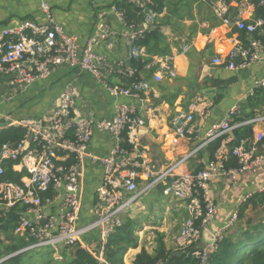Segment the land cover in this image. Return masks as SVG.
I'll return each mask as SVG.
<instances>
[{"label":"built area","instance_id":"built-area-1","mask_svg":"<svg viewBox=\"0 0 264 264\" xmlns=\"http://www.w3.org/2000/svg\"><path fill=\"white\" fill-rule=\"evenodd\" d=\"M200 1L222 25L250 35L259 33V38H252L249 46L238 42L226 58L216 57L213 64L237 72L259 61L264 53V20L255 18V13L264 6V0ZM127 3L136 7L140 21L128 22L126 10L116 4L100 8L96 12L95 32L84 48H80L76 37L66 34L51 6L42 3L41 9L46 16L44 24L25 21L0 32V76H11L15 85L26 88L50 78L58 69H68L92 75L113 97L134 100L141 95L147 96L153 91L152 87L144 80L133 79L137 70L126 69L124 64L122 67L109 64L98 53V48L116 35L109 22L114 16L130 30L123 35L129 40L130 59L139 61L149 57L146 47L137 42L148 30L144 26L155 28L158 25L157 18L165 12V7L158 12L155 0H127ZM182 49L187 52L189 46L184 44ZM155 64L158 67L154 76L156 82L176 78L173 55L156 58ZM116 73L130 78L129 87L109 84L108 77ZM1 83L0 106L13 100L12 95L1 92ZM257 89H264V75L255 82L254 91ZM78 98L79 90L69 84L47 115L11 120L0 112L3 122L11 121V126L24 130L20 142L5 143L0 150V177L8 161L14 163L15 172L23 174L19 183L0 181V218L20 208L14 234L29 243L23 252L48 248L54 250L55 256H60L65 249L80 248L91 254L98 252L99 264H106L103 252L110 236L122 226L125 216L133 212V205L162 184L165 187L163 195L169 202L181 203L187 212L175 239L178 249L194 248L191 254L200 264H209L210 255L238 219V212H235L228 226L211 232L212 243L202 244L203 231L209 229L217 214L212 183L219 180L234 187L242 176L264 170V152H259L260 148L264 149V130L257 132L251 143L249 139H241L237 147L231 151L229 148L233 141L231 133L242 126L264 124V116L237 122L240 111L232 107L223 121L209 128L204 140L203 147H206L223 138L215 159L205 168L177 174L198 150L163 170L153 168L142 151L140 129L159 122L157 109H147L144 118L135 106L118 104L113 118L97 119L77 110ZM213 105L209 97L198 94L190 112L179 111L172 118L175 136L192 140L196 116L207 120L212 115ZM96 134H106L114 142L104 156L90 151L91 140ZM230 155L237 158V167L226 166ZM87 166L102 168L103 177L96 190L98 199L92 205L93 218L82 223L83 178ZM140 180L147 182L142 189L138 185Z\"/></svg>","mask_w":264,"mask_h":264},{"label":"crops","instance_id":"crops-1","mask_svg":"<svg viewBox=\"0 0 264 264\" xmlns=\"http://www.w3.org/2000/svg\"><path fill=\"white\" fill-rule=\"evenodd\" d=\"M124 2L127 0H0V32L4 28L18 26L25 21L44 24L46 16L41 6L42 3H48L56 21L64 28L66 34L76 37L80 48H84L87 40L95 32L97 10ZM201 3L200 0H167L165 2V12L157 18L158 25L155 28H159L164 36V48L168 49V55L174 56L177 76L175 79L156 82L154 78L158 70L155 64L156 58L163 56L149 55L142 59V61L150 60V62L133 79L144 80L151 85L153 91L147 96L141 95L139 99L134 100L124 96L113 97L92 75L75 70L58 69L50 78L38 81L26 88L15 85L11 81V76L2 75L0 76L1 92L12 95L13 100L0 106V112L8 115L11 120L47 115L55 108L56 101L64 87L73 84L79 90L76 108L82 115L93 116L97 119H111L118 104L135 106L137 112L144 118L147 109L158 110L159 122L140 130L142 151L156 170H163L195 150L198 151L177 171V174L194 172L207 167L209 157L206 153L207 146L203 147V144L207 131L214 123L223 121L226 113L234 106L240 111L236 117L239 122L264 116V89L254 91L255 82L264 75V53L261 54L259 61L242 71L234 72L223 66L214 65L213 60L216 57L226 58L238 42L244 47L249 46L252 38H259V33L250 35L222 25L214 17L210 8L201 6ZM255 18H258L257 11ZM109 22L116 35L102 44L98 48V53L109 64L115 63L116 67H122L124 64L126 69H132L134 60L129 57V40L123 36L130 30L119 23L114 16L109 18ZM144 28L146 30L155 29L152 26H144ZM184 44L189 46L187 52L182 49ZM238 62L241 60L239 59ZM108 78L111 85L129 87L130 78L128 77L116 73ZM209 87L217 89L216 97L221 96L217 104L215 103L216 97L212 100L214 105L211 117L203 120L196 116L195 137L192 140L177 138L171 126L172 118L179 111L190 112L196 96L204 88ZM215 108H217L216 112ZM3 123L5 122L0 117V128H3ZM240 128H246L249 136L251 129L254 136L257 132L264 130V124L259 123ZM248 139L252 141L251 136ZM113 145L114 142L108 135L96 134L91 140L90 151L98 156H104L109 153ZM259 152H264V149L260 148ZM102 177V168L86 167L82 191V223L93 218L92 205L98 199L96 190L102 182ZM146 184V181H138L139 189ZM263 184L264 170L242 176L234 187L219 180L212 183L217 214L208 230L216 232L228 226L235 212H238V219L226 235L234 233L239 224L245 226L248 218H255L256 211L248 209L243 219L239 217V211L249 197L262 192ZM164 188V185L160 184L144 194L133 205V212L129 217L134 219L140 212L149 215L150 209L143 202V198L152 191L163 195ZM164 202L163 211L159 213L163 218V223L157 227L158 232L164 234L167 250L177 252L178 248L172 229L176 227V218L180 219L182 225L187 218V212L179 202L181 206L179 208H173L168 199ZM156 216L159 217L158 214ZM153 224L157 223L153 222ZM147 228L144 226L137 233L139 247L127 252L124 257L125 264H134L135 258L143 248L149 253L154 251L156 243H153L151 248L143 244V234L148 230ZM178 228L181 229V226H177ZM14 235L12 238L15 237L16 241L18 239V242H27L25 238ZM12 238L0 231V251L19 246L18 243L13 242ZM23 250L25 248H20L10 256L22 254ZM71 250L68 249V251Z\"/></svg>","mask_w":264,"mask_h":264},{"label":"trees","instance_id":"trees-1","mask_svg":"<svg viewBox=\"0 0 264 264\" xmlns=\"http://www.w3.org/2000/svg\"><path fill=\"white\" fill-rule=\"evenodd\" d=\"M167 0H155L156 10L161 12ZM119 8L125 9L127 12V21L137 20V9L135 6L124 2L116 4ZM264 8L257 9V19L264 20ZM139 45L145 46L148 55H168V49L164 48V36L159 28L147 30L143 38L138 42ZM150 60L134 61L132 69L137 70L136 77L142 71ZM221 100V96H217L215 103ZM251 102V100H250ZM239 122L238 119H236ZM24 136V130L13 126L0 128V150L3 144L12 142L18 143ZM249 134L247 129L238 128L234 131L233 141L229 144L230 151L240 144L241 139H248ZM223 138L208 144L206 153L209 161L215 159V153L220 147ZM250 142V140H249ZM14 163L11 161L4 163V175L0 177V181H10L19 183L22 173L13 170ZM227 167H237V158L230 155L229 161L226 163ZM202 169V168H200ZM251 209L257 212L255 218H248L244 225H237L236 231L232 234L226 235L223 241L219 244L218 249L210 255L209 264H264V192H257L249 197L244 204H242L239 217L244 218L245 212ZM261 209V211H259ZM20 208H14L0 218V231L12 238L14 230L18 223V211ZM24 210V209H21ZM262 212V214H261ZM143 228L142 222L126 217L121 227L117 228L110 236L107 245L103 252V258L106 264H125L124 257L130 249L139 247L138 232ZM15 236V235H14ZM13 242L19 244L12 248L0 251V261L18 251V249L28 247L27 242H18L15 237ZM155 249L149 253L145 248L135 258L134 264H200V260L191 253L194 248H189L186 251L178 250L177 252L169 251L166 248L164 241V234L160 232L155 233ZM48 255V262L46 264H99L97 256L98 252L91 254L80 248H75L72 254H68V249L60 252L63 261L54 258L55 252L50 249ZM27 252L13 256L5 260L1 264H27L25 263ZM29 260V259H28Z\"/></svg>","mask_w":264,"mask_h":264},{"label":"rangeland","instance_id":"rangeland-1","mask_svg":"<svg viewBox=\"0 0 264 264\" xmlns=\"http://www.w3.org/2000/svg\"><path fill=\"white\" fill-rule=\"evenodd\" d=\"M188 4V2H185ZM201 6L203 7H207L206 4L201 3ZM68 70V69H65ZM167 199V197H164L162 194L158 193L157 191H152L151 193H149L148 195H146L143 198V202H145V205L150 209V214H145V213H139L136 218V220L140 221L143 223V227L147 226L148 230L145 231V233L143 234L144 239H143V244H145L148 248H151L153 246V243L155 244L154 240H155V233L158 232V228L159 226L162 225L163 223V218L161 217V215H159V213H161L163 211L164 208V200ZM171 206L173 208H179L181 206H179L180 204L178 202H172L170 203ZM144 212V211H143ZM158 214L159 217H157L156 215ZM126 218V216H125ZM153 222H156L157 224H153ZM176 227H174L172 229V234L173 236L175 235V239L179 234L180 229H177V226H182L180 219L176 218L175 221ZM208 230V229H207ZM174 239V240H175ZM202 244L206 245L208 243H205L203 241V237H202ZM175 244L178 247L176 241ZM179 250V249H178ZM51 250L48 248H44V249H34V250H30L28 251V254L26 255L27 260H25V263L27 264H46V261L48 262V255L49 252ZM74 251L73 249L71 251H68V254H72ZM56 260L59 261H63V259H60L59 254H56V256L54 257ZM29 259V260H28Z\"/></svg>","mask_w":264,"mask_h":264},{"label":"water","instance_id":"water-1","mask_svg":"<svg viewBox=\"0 0 264 264\" xmlns=\"http://www.w3.org/2000/svg\"><path fill=\"white\" fill-rule=\"evenodd\" d=\"M216 91H217V89L216 88H204L202 91H201V94H203V95H205V96H207V97H209L211 100H215V97H216ZM216 110H217V108H215V112H216ZM12 125V122L11 121H8V122H5V123H3L2 124V127H8V126H11ZM142 129H144V128H142ZM142 129H140V130H142ZM231 136H234V133H231ZM250 136H251V138H252V140H253V132H252V130L250 129ZM213 240H214V238H213V235H212V233L209 231V230H204L203 231V241L205 242V243H212L213 242ZM21 253H23V252H21ZM12 256H10V257H8V258H4V259H2L1 261H0V263L1 262H4L5 260H7V259H9V258H11Z\"/></svg>","mask_w":264,"mask_h":264}]
</instances>
